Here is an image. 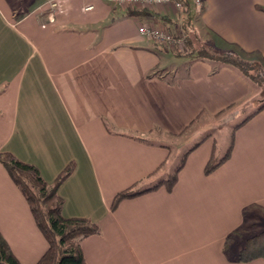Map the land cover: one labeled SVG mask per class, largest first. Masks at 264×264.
I'll use <instances>...</instances> for the list:
<instances>
[{
    "label": "crops",
    "instance_id": "obj_1",
    "mask_svg": "<svg viewBox=\"0 0 264 264\" xmlns=\"http://www.w3.org/2000/svg\"><path fill=\"white\" fill-rule=\"evenodd\" d=\"M13 1L0 0V153L36 166L49 184L74 164L59 194L66 218L99 226L81 242L87 264H264L224 250L249 219L264 220L261 90L238 69L199 57L204 44H232L264 62V0H202L201 10L189 0L187 11L153 17L106 0ZM140 23L167 25L185 44L162 49ZM243 107L229 160L206 174L213 153L227 151L214 123ZM187 140V151L201 144L172 190L112 208L119 193L172 175L175 148ZM0 233L20 264L48 251L2 163Z\"/></svg>",
    "mask_w": 264,
    "mask_h": 264
},
{
    "label": "trees",
    "instance_id": "obj_2",
    "mask_svg": "<svg viewBox=\"0 0 264 264\" xmlns=\"http://www.w3.org/2000/svg\"><path fill=\"white\" fill-rule=\"evenodd\" d=\"M188 4L186 3L185 11H187ZM129 14L153 17L150 12L145 10H130ZM227 46V49L218 51L211 47H203L199 51V57L238 69L245 77L257 84L261 90V97H264V82L260 78L261 71L259 69L261 67L259 66V62H254L257 56L242 50L236 45L228 44ZM252 73L257 74L254 75ZM263 108L264 104L259 110ZM244 122L237 125L236 128ZM191 126L192 124L185 132ZM200 144L201 142L195 143L183 155L180 164L168 178L161 179L143 190H136L135 185L119 193L114 200L112 208L115 209L125 199L135 198L158 190L161 187L172 190L178 181V174L183 169L188 154ZM233 145L234 134H232L231 143L223 157L219 158L213 153L210 162L206 166V174H211L229 160ZM0 163L7 169L11 179L27 200L35 222L49 244L48 251L37 264H87L81 242L92 235L98 234L100 231L99 226L87 218H66L63 215L64 200L59 194V189L63 182L73 173L74 164H69L58 175L55 181L49 184L43 179L36 166L20 161L11 153L1 152ZM242 233L243 230L240 228L227 237L224 245L227 256L236 262L246 263L257 259H264V230L247 237L244 246L236 247L239 243L236 242V239H242ZM236 248L237 251L234 252ZM0 264H20L1 233Z\"/></svg>",
    "mask_w": 264,
    "mask_h": 264
},
{
    "label": "built area",
    "instance_id": "obj_3",
    "mask_svg": "<svg viewBox=\"0 0 264 264\" xmlns=\"http://www.w3.org/2000/svg\"><path fill=\"white\" fill-rule=\"evenodd\" d=\"M108 3L129 8L131 10H145L150 13L166 15L170 10L183 11L189 0H106ZM194 5L198 10L203 8L202 0H194ZM56 4L53 3L52 7ZM93 6L84 8V11L93 10ZM139 32L144 37L157 43L162 49L182 48L185 44L183 35L176 36L167 25L156 23H140Z\"/></svg>",
    "mask_w": 264,
    "mask_h": 264
},
{
    "label": "rangeland",
    "instance_id": "obj_4",
    "mask_svg": "<svg viewBox=\"0 0 264 264\" xmlns=\"http://www.w3.org/2000/svg\"><path fill=\"white\" fill-rule=\"evenodd\" d=\"M21 1L23 3L24 6L29 7L30 5L33 4V2H35L36 0H18L17 2ZM16 1H13L12 4L13 6H16L18 3ZM192 18H190V16L185 17V23H189L192 20L195 21L196 17L195 15H191ZM202 40V39H201ZM200 40V41H201ZM200 49H202L203 47H211L213 48L211 45H205L204 46H199ZM214 50H217L215 47L213 48ZM221 50V49H218ZM217 50V51H218ZM256 58V57H253ZM256 61L254 62H259V66L261 68L260 71V78L263 80L264 82V62H262L258 57L255 59ZM254 75H256L257 73H252ZM258 99L264 101V97L258 96ZM254 106H251V109ZM249 111V109H247L246 107H243L241 109L236 110L235 112H230L228 114H226L224 117L220 118L221 120L219 122H215V126L214 127H218L220 128V132H218L217 130H214L213 132L215 134H217V143H218V147L220 149V151H222V153L225 152V148L229 147L231 140H232V134L233 131L235 130L236 126L239 125L243 120H245L247 112ZM192 140V139H191ZM191 140H187L185 142V145H183L181 148L180 146H178L177 148H175V153H177V156L173 157V165L176 168L180 162L181 159L184 155V153L187 151V149L190 147L189 146V142H191ZM188 144V145H187ZM221 153V154H222ZM264 217V216H263ZM256 219V220H255ZM264 219V218H263ZM243 233H242V239H236V242H239L236 247H242L245 244V239L249 236L258 234L260 232H262L264 230V220L260 219L259 216L253 218L252 220H248L247 223L245 224V226L242 227ZM234 247V246H233ZM237 251V248L234 250V252Z\"/></svg>",
    "mask_w": 264,
    "mask_h": 264
}]
</instances>
